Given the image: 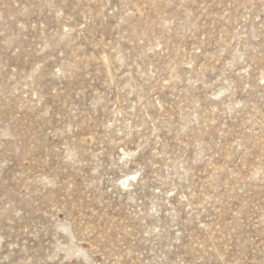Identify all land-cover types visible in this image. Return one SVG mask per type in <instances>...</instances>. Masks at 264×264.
<instances>
[{"label": "rangeland", "instance_id": "obj_1", "mask_svg": "<svg viewBox=\"0 0 264 264\" xmlns=\"http://www.w3.org/2000/svg\"><path fill=\"white\" fill-rule=\"evenodd\" d=\"M0 264H264V0H0Z\"/></svg>", "mask_w": 264, "mask_h": 264}]
</instances>
